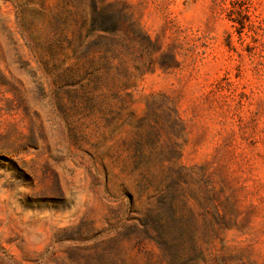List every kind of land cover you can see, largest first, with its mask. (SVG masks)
Here are the masks:
<instances>
[{
    "label": "rangeland",
    "instance_id": "1",
    "mask_svg": "<svg viewBox=\"0 0 264 264\" xmlns=\"http://www.w3.org/2000/svg\"><path fill=\"white\" fill-rule=\"evenodd\" d=\"M0 264H264V0H0Z\"/></svg>",
    "mask_w": 264,
    "mask_h": 264
},
{
    "label": "trees",
    "instance_id": "2",
    "mask_svg": "<svg viewBox=\"0 0 264 264\" xmlns=\"http://www.w3.org/2000/svg\"><path fill=\"white\" fill-rule=\"evenodd\" d=\"M111 7H112L111 5H107V6H103V7H99L98 8L97 4H94V14H96L95 15L96 17L100 16V17H102L104 19H106V18L109 19L108 16H109V11H110ZM120 11H121V15L124 18H126V16H124L125 14H123L125 9L120 10ZM95 16H94V18H95ZM86 21H87V17L85 16V17H83V22H86ZM102 32H104L106 34H111V32H109V31H102ZM82 34H83V31H79L78 32V36L79 37H82ZM123 37H124L123 42L125 40L128 41V42H133L135 39H143L145 42L148 43V45H151V43H152L150 37L147 36L146 34H144L142 32V29L137 27V25L134 22H130L128 30H127L126 33L123 34ZM111 48L107 47V48L104 49V51L102 53L103 54L102 55L103 58H107L108 57L109 52L111 51ZM126 49H128V51L131 50V48H129V46H126ZM110 54H111V52H110Z\"/></svg>",
    "mask_w": 264,
    "mask_h": 264
}]
</instances>
